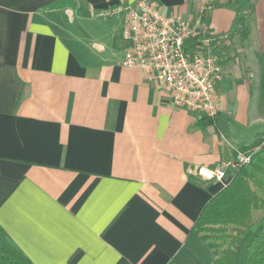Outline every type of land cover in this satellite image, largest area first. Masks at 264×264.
Wrapping results in <instances>:
<instances>
[{"label":"crops","instance_id":"1","mask_svg":"<svg viewBox=\"0 0 264 264\" xmlns=\"http://www.w3.org/2000/svg\"><path fill=\"white\" fill-rule=\"evenodd\" d=\"M157 1L192 20L202 0ZM137 2L0 0V226L33 264H202L186 241L230 177L198 170L264 134V0L206 16L228 36L213 122L123 66Z\"/></svg>","mask_w":264,"mask_h":264},{"label":"built area","instance_id":"2","mask_svg":"<svg viewBox=\"0 0 264 264\" xmlns=\"http://www.w3.org/2000/svg\"><path fill=\"white\" fill-rule=\"evenodd\" d=\"M212 8L213 0H202L192 20L167 15L157 0H138L136 6L120 10L127 43L123 66L142 70L173 106L199 119L215 120L221 111L216 86L222 78L217 50L228 36H214L207 26ZM252 159L253 153L237 150L233 161L199 168L197 174L206 182L225 181L228 169L249 165Z\"/></svg>","mask_w":264,"mask_h":264},{"label":"trees","instance_id":"3","mask_svg":"<svg viewBox=\"0 0 264 264\" xmlns=\"http://www.w3.org/2000/svg\"><path fill=\"white\" fill-rule=\"evenodd\" d=\"M239 150L253 153L252 162L226 171L227 186L205 206L186 241L202 264H264V134ZM0 264H33L1 226Z\"/></svg>","mask_w":264,"mask_h":264},{"label":"rangeland","instance_id":"4","mask_svg":"<svg viewBox=\"0 0 264 264\" xmlns=\"http://www.w3.org/2000/svg\"><path fill=\"white\" fill-rule=\"evenodd\" d=\"M72 29H73V31H75V28L74 27H72Z\"/></svg>","mask_w":264,"mask_h":264}]
</instances>
